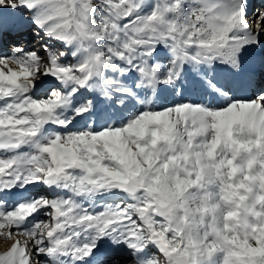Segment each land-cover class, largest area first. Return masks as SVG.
Returning <instances> with one entry per match:
<instances>
[{"label": "snow or ice", "instance_id": "6c2138e0", "mask_svg": "<svg viewBox=\"0 0 264 264\" xmlns=\"http://www.w3.org/2000/svg\"><path fill=\"white\" fill-rule=\"evenodd\" d=\"M0 240L264 264V0H0Z\"/></svg>", "mask_w": 264, "mask_h": 264}, {"label": "rangeland", "instance_id": "374dc122", "mask_svg": "<svg viewBox=\"0 0 264 264\" xmlns=\"http://www.w3.org/2000/svg\"><path fill=\"white\" fill-rule=\"evenodd\" d=\"M253 27H255V24L253 25ZM5 246V242L3 240H0V250H2Z\"/></svg>", "mask_w": 264, "mask_h": 264}, {"label": "bare ground", "instance_id": "6f19581e", "mask_svg": "<svg viewBox=\"0 0 264 264\" xmlns=\"http://www.w3.org/2000/svg\"><path fill=\"white\" fill-rule=\"evenodd\" d=\"M37 47H39V45H37Z\"/></svg>", "mask_w": 264, "mask_h": 264}]
</instances>
